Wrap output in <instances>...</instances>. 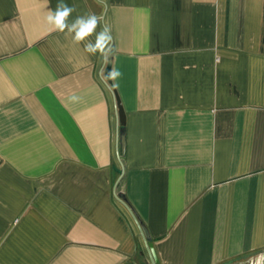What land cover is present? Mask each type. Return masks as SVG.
I'll return each instance as SVG.
<instances>
[{
    "label": "crops",
    "instance_id": "crops-1",
    "mask_svg": "<svg viewBox=\"0 0 264 264\" xmlns=\"http://www.w3.org/2000/svg\"><path fill=\"white\" fill-rule=\"evenodd\" d=\"M58 2L0 0V264H151L117 195L157 264H264V0H64L107 59Z\"/></svg>",
    "mask_w": 264,
    "mask_h": 264
},
{
    "label": "clouds",
    "instance_id": "clouds-1",
    "mask_svg": "<svg viewBox=\"0 0 264 264\" xmlns=\"http://www.w3.org/2000/svg\"><path fill=\"white\" fill-rule=\"evenodd\" d=\"M48 0H45V6ZM77 10L76 5L69 6L64 0H59L55 10L47 11L45 16L46 23L50 26V31L65 33L70 35L72 43L79 45L83 43L84 51L90 55H97L107 59L113 52L111 28L107 23H103V17L96 14L78 15L70 20L72 13ZM94 36L95 39H89ZM121 74L117 70L110 72V77L117 78ZM71 102H79L80 96L73 94L69 97Z\"/></svg>",
    "mask_w": 264,
    "mask_h": 264
},
{
    "label": "water",
    "instance_id": "water-1",
    "mask_svg": "<svg viewBox=\"0 0 264 264\" xmlns=\"http://www.w3.org/2000/svg\"><path fill=\"white\" fill-rule=\"evenodd\" d=\"M109 63L107 64L106 66V72L109 71ZM119 114L122 118V114H121V111H119ZM117 118L119 119L118 117V112H117ZM117 199L128 209V211L130 212L132 218L134 219L138 229H139V232L141 234V237H142V240L144 242V245H145V248H146V251L148 253V256H149V260H150V263L151 264H157L158 263V256L156 254V251H155V248H154V244L152 243L151 241V238L149 236V233L145 227V225L143 224L142 221H140V219L136 216V214L132 211V209L129 207L127 201L124 199V198H121L120 195H117Z\"/></svg>",
    "mask_w": 264,
    "mask_h": 264
}]
</instances>
